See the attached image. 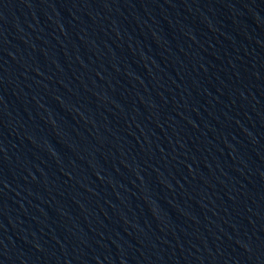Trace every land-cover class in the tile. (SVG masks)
I'll return each mask as SVG.
<instances>
[{"label": "water", "instance_id": "water-1", "mask_svg": "<svg viewBox=\"0 0 264 264\" xmlns=\"http://www.w3.org/2000/svg\"><path fill=\"white\" fill-rule=\"evenodd\" d=\"M0 264H264V0H0Z\"/></svg>", "mask_w": 264, "mask_h": 264}]
</instances>
